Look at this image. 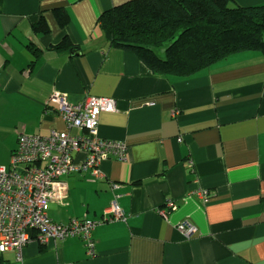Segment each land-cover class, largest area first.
I'll return each instance as SVG.
<instances>
[{"label": "crops", "instance_id": "obj_1", "mask_svg": "<svg viewBox=\"0 0 264 264\" xmlns=\"http://www.w3.org/2000/svg\"><path fill=\"white\" fill-rule=\"evenodd\" d=\"M129 1L0 0V167H9L21 136L81 134L48 104L56 91L72 104L114 100L116 111L100 115L99 137L127 147L124 160L112 154L101 163L103 178H59L47 205L54 224L97 223L95 257L78 237L44 245L36 236L21 259L16 251L0 257L5 264H264V58L236 54L187 79L155 75L134 53L113 49L98 25ZM56 10L70 17L65 27ZM42 18L48 34L34 31ZM65 39L76 53L51 50ZM197 189L210 192L209 205ZM169 201L177 210L164 218ZM114 203L126 220H112ZM183 222L197 229L191 239L177 230Z\"/></svg>", "mask_w": 264, "mask_h": 264}, {"label": "built area", "instance_id": "obj_2", "mask_svg": "<svg viewBox=\"0 0 264 264\" xmlns=\"http://www.w3.org/2000/svg\"><path fill=\"white\" fill-rule=\"evenodd\" d=\"M51 103L57 105L68 128L79 130L81 134L54 132L49 137L19 138L18 149L13 152L9 167H0V253L16 251L21 259L23 248L33 240L32 233L35 232L44 245L78 237L84 241L88 256L95 257L96 245L92 235L96 222L76 219L65 226L54 224L46 209L54 198V185L62 176L90 174L100 179L104 176L100 165L110 155L124 160L127 147L103 140L98 133L100 115L116 111V103L112 99L88 96L82 103L72 104L65 94L57 91L48 104ZM79 154L85 158L77 160ZM193 195L204 205L212 202L207 190L197 189ZM166 207L168 210L160 213L164 218L177 210L171 201ZM109 211L113 221L125 219L115 203ZM177 230L186 239H191L197 231L188 222L180 224Z\"/></svg>", "mask_w": 264, "mask_h": 264}, {"label": "trees", "instance_id": "obj_3", "mask_svg": "<svg viewBox=\"0 0 264 264\" xmlns=\"http://www.w3.org/2000/svg\"><path fill=\"white\" fill-rule=\"evenodd\" d=\"M230 2L131 0L104 12L98 25L113 49L134 53L153 74L187 79L236 54L264 58V6L230 8ZM54 12L61 27L69 24L64 10ZM34 31L50 29L42 18ZM51 50L78 48L65 39Z\"/></svg>", "mask_w": 264, "mask_h": 264}, {"label": "rangeland", "instance_id": "obj_4", "mask_svg": "<svg viewBox=\"0 0 264 264\" xmlns=\"http://www.w3.org/2000/svg\"><path fill=\"white\" fill-rule=\"evenodd\" d=\"M256 1V3H252L251 5H248V7L249 6H264V0H255ZM229 7L230 8H236V7H239V4H237V2L235 1V0H231V2H230V4H229ZM160 57L161 58H164V56H163V54H161L160 55ZM52 96H53V94H52ZM51 98V97H50ZM77 160H80V159H78L77 158ZM180 225V224H179ZM178 225V226H179ZM178 226H177V228H178Z\"/></svg>", "mask_w": 264, "mask_h": 264}, {"label": "bare ground", "instance_id": "obj_5", "mask_svg": "<svg viewBox=\"0 0 264 264\" xmlns=\"http://www.w3.org/2000/svg\"><path fill=\"white\" fill-rule=\"evenodd\" d=\"M72 130H73V129H72ZM18 146H19V141H18ZM18 146H17L16 150L18 149ZM16 150H15V151H16ZM15 151H14V152H15ZM11 159H12V158H11ZM10 161H11V160H10Z\"/></svg>", "mask_w": 264, "mask_h": 264}]
</instances>
